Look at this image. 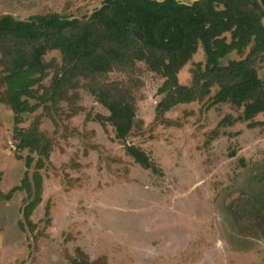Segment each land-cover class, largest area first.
I'll return each instance as SVG.
<instances>
[{
    "label": "rangeland",
    "instance_id": "obj_1",
    "mask_svg": "<svg viewBox=\"0 0 264 264\" xmlns=\"http://www.w3.org/2000/svg\"><path fill=\"white\" fill-rule=\"evenodd\" d=\"M105 1L0 0V18L83 20ZM249 52L233 53L221 65ZM44 60L53 66L34 88L36 110L22 114L19 124L6 102L0 63V193L21 185L27 170L30 152L19 149V131L37 127L51 144L36 227L24 222L27 193L0 200V264H78L83 255L91 264H264V113L242 121L244 108L214 104L216 86L205 99L159 116L165 79L145 63L97 81L73 80L59 95L55 67L63 56L53 51ZM206 62L200 48L180 72V84L198 87ZM256 68L264 81V55ZM95 83L131 91L137 121L125 141L92 94ZM128 145L143 150L156 171L137 164ZM33 157L31 177L40 159Z\"/></svg>",
    "mask_w": 264,
    "mask_h": 264
},
{
    "label": "trees",
    "instance_id": "obj_2",
    "mask_svg": "<svg viewBox=\"0 0 264 264\" xmlns=\"http://www.w3.org/2000/svg\"><path fill=\"white\" fill-rule=\"evenodd\" d=\"M85 19L60 15L34 16L18 20L0 18V63L7 90V104L15 113L16 123L22 114L36 106L35 87L40 85L53 66L44 57L61 52L63 61L54 77V92L80 78L97 81V77L114 70H132L137 63L161 75L165 82L159 89L163 96L157 113L164 116L180 105L201 101L218 86L214 104H231L244 108L242 121H251L264 113V81L259 77L256 61L264 55V0H200L183 4L177 0H106L101 10ZM88 18V19H87ZM202 48L206 69L198 87L181 85L179 74ZM248 56L222 66L221 61L233 53ZM92 94L110 116L107 122L116 130V138L125 141L136 127V107L131 91L120 84L95 83ZM37 127L19 131L20 150H28L26 172L21 185L0 200L11 201L25 192L28 203L23 209L24 222L33 229L32 217L43 203L42 170L51 156V144L44 141ZM44 141V142H43ZM127 154L145 170L156 171L150 157L140 148L128 145ZM36 171L30 175L35 158ZM19 160H22L19 157ZM49 217L50 212L47 211ZM24 225V223H23ZM80 254L81 249H78ZM86 259L84 263L91 264ZM88 260V261H87Z\"/></svg>",
    "mask_w": 264,
    "mask_h": 264
},
{
    "label": "water",
    "instance_id": "obj_3",
    "mask_svg": "<svg viewBox=\"0 0 264 264\" xmlns=\"http://www.w3.org/2000/svg\"><path fill=\"white\" fill-rule=\"evenodd\" d=\"M197 1H200V0H195L193 3L197 2ZM193 3H192V4H193ZM101 9H102V7H100L98 10H101ZM94 13H95V12H93V13L91 14V16H92ZM91 16H90V17H91ZM90 17H89V18H90ZM15 18H16V17H15ZM16 19H18V20H23V19H19V18H16Z\"/></svg>",
    "mask_w": 264,
    "mask_h": 264
}]
</instances>
